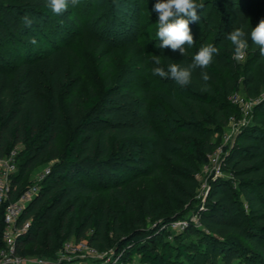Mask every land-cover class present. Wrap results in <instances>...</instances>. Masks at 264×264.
Masks as SVG:
<instances>
[{
  "label": "trees",
  "instance_id": "obj_1",
  "mask_svg": "<svg viewBox=\"0 0 264 264\" xmlns=\"http://www.w3.org/2000/svg\"><path fill=\"white\" fill-rule=\"evenodd\" d=\"M216 1L195 0L204 4L198 26L201 28L203 24L204 29L213 34L211 41L207 37L200 41L196 31L193 32L196 43L192 57H181L178 51L174 52L179 63L189 64L201 46L213 44L219 49L206 69L193 72L188 94L179 98L165 93L173 111L172 124L189 140V151L197 154L204 164L207 155L220 145L213 141V136L221 134L230 118L239 112L231 98L238 92L242 77L247 98L256 102V115L252 125L242 132L244 135L227 151L224 172L230 174L232 181L211 184L207 203L199 215L202 226L190 225L183 233L201 232L202 241L196 247L167 241L172 233L162 228L184 218L172 212L164 214L157 222L150 221L154 216L151 197L137 204L131 196L139 177L125 186L114 184L111 187L122 205L120 216L104 207L84 208L75 202L79 194L94 193L93 186L102 183L108 173L106 169L119 168L121 157L117 153L121 152L122 141L151 140L156 167L163 164L165 156L175 158L177 148L169 151L154 127L155 107L148 105L152 95L147 93L144 100L137 98L132 90L114 88L110 69L105 72L101 94L90 90L85 96H74L64 110L62 92L68 70L71 63L78 65L79 60L72 47L61 45L46 56L26 58L9 68L0 65V155L29 142V147L18 153L12 200H17L29 187L23 180L30 171L52 163L49 175L40 183L39 193L18 221V225L29 224L17 239L20 256L22 249L32 248L41 249L43 255L53 258L64 242L75 239L87 240L101 253L125 251L128 259L138 256L139 264H216L217 255L224 264H240L243 253L235 249L231 239L236 237L246 240L264 257V56L249 39L247 63L242 65L232 58V47L226 40L228 32L234 28L243 25L250 32L251 27L264 19V0H260L259 5L220 0L221 6H213L217 17L208 11V5ZM18 5L58 19L46 0H0V45L10 39L14 41L11 35L21 33L24 17L19 11L15 13ZM194 24L190 23V30ZM92 46L101 51L104 44L93 40ZM168 53L162 50L157 56ZM201 71L210 75L208 82L201 79ZM197 172L194 167L188 168L182 171L178 184H168L174 204H188L194 199ZM131 213L134 225L145 228L148 238L135 241L137 235L127 223V215ZM3 229V208L0 207V249L4 246ZM208 249L216 255L207 257L204 253ZM199 253L204 254V261Z\"/></svg>",
  "mask_w": 264,
  "mask_h": 264
},
{
  "label": "rangeland",
  "instance_id": "obj_2",
  "mask_svg": "<svg viewBox=\"0 0 264 264\" xmlns=\"http://www.w3.org/2000/svg\"><path fill=\"white\" fill-rule=\"evenodd\" d=\"M236 1L250 5L260 4V0ZM156 2L157 0H79L76 8H70L62 16H57V20L43 16L39 10L24 9L18 5V9L14 10L15 13L19 11L24 18L28 17L32 23L29 27L24 21L21 33L11 35L12 39L16 41L10 39L0 45V65L9 68L20 64L26 58L31 60L34 57L46 56L57 46L72 47L77 52L79 62L78 65L71 63L68 70L67 81L62 92L64 110L74 96H85L90 90L101 94L106 78L105 72H108V69L112 73L111 81L114 88L132 90L137 98L144 100H146L147 93H150L152 98L148 100V105L155 107L152 112L154 127L162 135L169 151L173 152L172 149L177 148V152L174 154L175 158L165 156L163 164L156 167L151 140L134 138L122 141L120 143L122 153H117L121 157L118 164L121 171L114 166L106 169L108 173L105 174V177L110 178L104 177L100 185H94L93 194H79L75 202L84 208L104 207L113 212V215L120 216L122 205L111 187L114 184L125 186L134 177H139L138 183L131 190V196L137 204H141L147 196L151 197L154 216L150 218V221L157 222L164 214L175 212L188 220L191 225L196 226L199 215L207 203L206 198L211 184L223 180L232 181V177L224 171L220 177L210 176L204 169L205 163L202 164L200 161L202 159L189 151L187 144L189 140L180 135L172 124L173 111L165 93L182 98L188 94V89L180 87L172 79L153 75L152 70L158 66L154 62V56H157V53H161L162 50H167L169 53L167 56L161 57L159 66H163L167 70L168 64L179 63L171 49L159 48L162 41L156 36L159 27L158 16L153 11ZM220 4V0H217L208 5L211 15L214 14L213 6H221ZM196 31H198L200 41L206 37L210 41L213 38V34L205 30L203 24H201V28L198 23L194 24L191 33ZM87 35L90 37L89 41L86 38ZM33 38L36 43L31 42ZM93 40L104 44L101 51L97 46H92ZM185 49L184 56L179 52L178 54L181 57H192L194 45L192 47L185 46ZM247 57L246 54L243 60L237 62L246 65ZM240 71L243 73V68ZM244 85L245 81L242 77L238 82L237 94L247 98ZM263 98L264 96H262ZM255 115L254 107L245 115L238 112L236 116L230 118L221 134L213 136V141L223 145L224 149L228 151L236 144L237 138L244 135L242 132L252 125ZM64 141L65 135L61 138V146L64 145ZM28 147L29 142L26 141L17 145L15 149L20 152ZM51 164L50 162L44 163L30 171L24 177V185L30 187L37 183L39 174L51 167ZM191 167L198 170L196 173L198 175H195L198 186L194 199L188 204H174V200L169 195L168 184L170 182L178 184L182 171ZM125 172L128 174L125 175ZM69 183L74 184L73 181ZM237 185L234 183V186L237 187ZM127 223L137 235L135 241L148 238L149 235L145 228L134 225L132 213L127 215ZM171 233L172 236L167 238V241L173 244L190 243L195 247L202 241L203 235L198 231L186 234H183L184 232ZM231 239L234 241L235 249L243 253L239 260L240 264H264L263 255L255 251L246 240L236 237ZM20 254L23 259L29 261L36 258L52 260L57 257H48L42 254L41 249L32 248L22 249ZM204 254H208L207 257L210 258L216 255L213 250L209 249ZM204 254L199 253L201 261H204ZM134 258L136 262H139L138 256ZM216 259V264H224L221 261V256L217 255ZM234 263L237 264V262ZM28 264L30 263L28 262ZM205 264L210 263L206 262Z\"/></svg>",
  "mask_w": 264,
  "mask_h": 264
},
{
  "label": "built area",
  "instance_id": "obj_3",
  "mask_svg": "<svg viewBox=\"0 0 264 264\" xmlns=\"http://www.w3.org/2000/svg\"><path fill=\"white\" fill-rule=\"evenodd\" d=\"M231 101L243 115L248 114L256 104L255 101L240 97L237 93L232 96ZM18 153L17 149H13L6 155H0V207L3 208L4 224L2 233L4 246L0 249V264H28V262L30 264H139L135 258L128 259L125 251L111 250L101 253L93 248L87 240L75 239L64 242L57 257L52 260L36 258L29 261L23 259L17 251V239L28 229L29 224L26 222L23 225H18V221L28 204L39 193L40 183L49 175L50 167L39 174L37 183L28 187L17 200H12L16 189L13 185V176L18 172ZM226 154L227 150L223 145H219L214 152L207 155L204 169L210 176L217 178L222 175ZM197 221V223L195 222L196 227H201L200 217ZM190 225L188 220L178 219L171 221L162 229L168 232H185Z\"/></svg>",
  "mask_w": 264,
  "mask_h": 264
},
{
  "label": "clouds",
  "instance_id": "obj_4",
  "mask_svg": "<svg viewBox=\"0 0 264 264\" xmlns=\"http://www.w3.org/2000/svg\"><path fill=\"white\" fill-rule=\"evenodd\" d=\"M51 12L56 16H62L70 8H76L79 0H46ZM204 8L203 3L195 0H157L153 11L158 16L159 27L156 36L162 43L159 48H169L173 52L178 51L182 56L185 54V46L192 47L196 41L190 30V23H198L201 19L200 11ZM26 26H31L32 21L24 18ZM62 23V21H61ZM259 49L260 55L264 56V19H261L250 32L242 25L228 32L226 40L232 47V58L241 61L245 58L249 45ZM32 43H36L35 38ZM219 54V49L213 44L201 46L189 64L170 63L167 70L161 65V57L154 56L155 67L153 75L161 78L172 79L180 87H187L192 82V75L197 69H206ZM201 79L206 83L211 77L206 71H201ZM206 90V89H205Z\"/></svg>",
  "mask_w": 264,
  "mask_h": 264
},
{
  "label": "crops",
  "instance_id": "obj_5",
  "mask_svg": "<svg viewBox=\"0 0 264 264\" xmlns=\"http://www.w3.org/2000/svg\"><path fill=\"white\" fill-rule=\"evenodd\" d=\"M245 86V85H244Z\"/></svg>",
  "mask_w": 264,
  "mask_h": 264
}]
</instances>
